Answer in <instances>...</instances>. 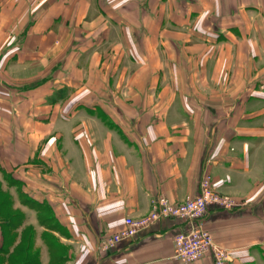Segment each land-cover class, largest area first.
<instances>
[{"label":"crops","instance_id":"obj_1","mask_svg":"<svg viewBox=\"0 0 264 264\" xmlns=\"http://www.w3.org/2000/svg\"><path fill=\"white\" fill-rule=\"evenodd\" d=\"M205 173L237 203L205 227L264 264V0H0V264H183L180 218L98 244Z\"/></svg>","mask_w":264,"mask_h":264},{"label":"built area","instance_id":"obj_2","mask_svg":"<svg viewBox=\"0 0 264 264\" xmlns=\"http://www.w3.org/2000/svg\"><path fill=\"white\" fill-rule=\"evenodd\" d=\"M211 206L233 209L237 207V203L214 189L211 175L205 173L196 197L179 204H172L164 197L156 199L147 215L127 217L122 230L102 237L98 249L109 251L123 241L135 240L162 219L180 218L190 222L191 229L187 233L178 234L174 239L176 261L189 264L199 261L210 253L214 264H231L228 250L217 244L205 227L204 219Z\"/></svg>","mask_w":264,"mask_h":264},{"label":"rangeland","instance_id":"obj_3","mask_svg":"<svg viewBox=\"0 0 264 264\" xmlns=\"http://www.w3.org/2000/svg\"><path fill=\"white\" fill-rule=\"evenodd\" d=\"M122 96H123V98H128L127 95H122ZM107 99H108V102L107 101H103L104 105L109 106V107H114V105L113 104L111 105V103L115 102L117 104V106H119V95H108ZM122 102L124 104L123 106H129V107L133 106L132 105L133 101L130 100V99H124V100H122ZM44 215H45L46 218L49 217V213H45ZM28 234H30V230H29ZM50 242H51V239L47 238V243L49 244ZM51 248H53V249L56 248L57 249V245L56 244L51 245ZM18 253H19V249H17V255H18ZM31 257H33V256H31ZM21 263H23V261H21L19 259H14L12 261V264H21ZM27 263L28 264H40L39 260L36 259V258H32V259L28 260ZM50 264H61V263L59 261L55 260V261H52Z\"/></svg>","mask_w":264,"mask_h":264},{"label":"trees","instance_id":"obj_4","mask_svg":"<svg viewBox=\"0 0 264 264\" xmlns=\"http://www.w3.org/2000/svg\"><path fill=\"white\" fill-rule=\"evenodd\" d=\"M12 219H19V216L18 215H15ZM4 220V219H3ZM51 245H54L52 242L49 243V246L51 247Z\"/></svg>","mask_w":264,"mask_h":264}]
</instances>
